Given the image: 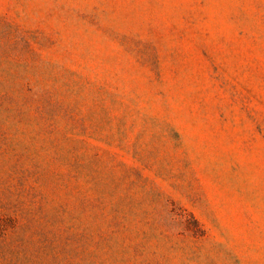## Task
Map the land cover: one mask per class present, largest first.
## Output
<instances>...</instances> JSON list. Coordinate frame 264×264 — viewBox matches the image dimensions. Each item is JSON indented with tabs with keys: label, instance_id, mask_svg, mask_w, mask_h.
Masks as SVG:
<instances>
[{
	"label": "rangeland",
	"instance_id": "obj_1",
	"mask_svg": "<svg viewBox=\"0 0 264 264\" xmlns=\"http://www.w3.org/2000/svg\"><path fill=\"white\" fill-rule=\"evenodd\" d=\"M0 264H264V0H0Z\"/></svg>",
	"mask_w": 264,
	"mask_h": 264
}]
</instances>
